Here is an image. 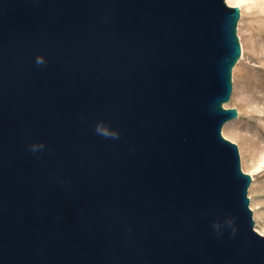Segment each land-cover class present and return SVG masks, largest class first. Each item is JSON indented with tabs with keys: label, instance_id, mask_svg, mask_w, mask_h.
<instances>
[{
	"label": "water",
	"instance_id": "water-1",
	"mask_svg": "<svg viewBox=\"0 0 264 264\" xmlns=\"http://www.w3.org/2000/svg\"><path fill=\"white\" fill-rule=\"evenodd\" d=\"M239 19L226 0H0V264H264L222 136Z\"/></svg>",
	"mask_w": 264,
	"mask_h": 264
},
{
	"label": "rangeland",
	"instance_id": "rangeland-1",
	"mask_svg": "<svg viewBox=\"0 0 264 264\" xmlns=\"http://www.w3.org/2000/svg\"><path fill=\"white\" fill-rule=\"evenodd\" d=\"M236 34L241 56L232 69V94L226 109L238 118L227 122L222 136L239 150L241 169L252 178L247 191L254 230L264 228V0H244Z\"/></svg>",
	"mask_w": 264,
	"mask_h": 264
},
{
	"label": "bare ground",
	"instance_id": "bare-ground-1",
	"mask_svg": "<svg viewBox=\"0 0 264 264\" xmlns=\"http://www.w3.org/2000/svg\"><path fill=\"white\" fill-rule=\"evenodd\" d=\"M244 0H226V3L227 4H233V5H239L240 3H242ZM261 233V235H263L264 236V228H263V231L262 232H260Z\"/></svg>",
	"mask_w": 264,
	"mask_h": 264
},
{
	"label": "clouds",
	"instance_id": "clouds-1",
	"mask_svg": "<svg viewBox=\"0 0 264 264\" xmlns=\"http://www.w3.org/2000/svg\"><path fill=\"white\" fill-rule=\"evenodd\" d=\"M38 63H39V61H38ZM97 131L101 132V129H100L99 126L97 127ZM101 134H103L105 136H111V137H116L117 136L115 133H108V132H102Z\"/></svg>",
	"mask_w": 264,
	"mask_h": 264
}]
</instances>
